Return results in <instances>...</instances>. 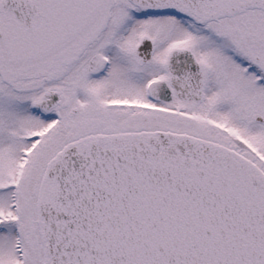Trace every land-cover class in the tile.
Here are the masks:
<instances>
[{
  "label": "snow or ice",
  "instance_id": "obj_1",
  "mask_svg": "<svg viewBox=\"0 0 264 264\" xmlns=\"http://www.w3.org/2000/svg\"><path fill=\"white\" fill-rule=\"evenodd\" d=\"M0 264H264V0H0Z\"/></svg>",
  "mask_w": 264,
  "mask_h": 264
}]
</instances>
